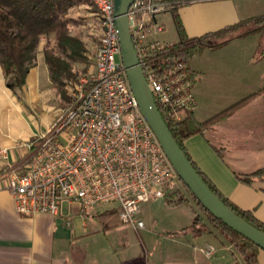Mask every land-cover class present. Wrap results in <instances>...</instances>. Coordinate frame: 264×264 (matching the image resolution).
<instances>
[{"label":"built area","instance_id":"built-area-1","mask_svg":"<svg viewBox=\"0 0 264 264\" xmlns=\"http://www.w3.org/2000/svg\"><path fill=\"white\" fill-rule=\"evenodd\" d=\"M89 22L99 32L93 53L96 73L82 74L67 85L69 100L37 140L22 174H13L8 189L16 210L57 215L62 200L77 201L85 222L96 218L98 205L119 209V219L134 230L145 228L141 203L164 199L180 180L143 115L121 59L113 0H91ZM168 3L135 0L128 10L133 40L149 85L161 110L172 121L194 110L193 76L181 63L158 70L148 49L165 41L150 38L165 30L159 16ZM210 257L217 247L202 249Z\"/></svg>","mask_w":264,"mask_h":264},{"label":"crops","instance_id":"crops-1","mask_svg":"<svg viewBox=\"0 0 264 264\" xmlns=\"http://www.w3.org/2000/svg\"><path fill=\"white\" fill-rule=\"evenodd\" d=\"M243 1L198 0L181 6L179 14L187 36L200 37L256 17L257 14H252L255 12ZM82 22L85 20L82 19ZM150 38L172 41L160 38L159 35H152ZM43 46L42 42L41 49ZM192 69L197 73V86L194 89L197 105L194 114L198 120H205L246 97L234 96L235 100L223 106L203 110L206 95L202 89L204 72L200 68ZM55 95L42 52L38 54L21 90L16 91L8 86L0 64V264H148L147 261L118 259L117 249L113 245L110 247L112 250L84 247L83 244L87 240L91 241L98 230H104L105 226L101 223L102 227L97 218L92 222H85L77 201L62 200L57 215L24 214L16 210L14 196L8 189L9 180L13 174L24 173L34 151L27 144L34 142L35 146L38 137L55 120L59 109ZM262 100L264 102V94L221 119L204 134L189 137L185 141V147L196 165L224 196L243 209L253 210L255 216L264 222V178H255L251 184L243 182L215 150V146H224L236 154V158L239 154L244 157V160L241 158L234 162L238 169L253 170L263 163L264 132L259 125L261 116L245 114L249 106ZM251 102L257 103L250 105ZM112 207L114 206L109 204L98 205L97 212ZM140 215L142 217V213ZM183 232H191L197 237L207 231L195 232L190 225ZM173 235L176 234H170ZM207 244L211 243L206 242ZM201 249L199 251L204 254ZM215 255L216 252L210 257L205 256L211 259ZM258 257L260 264H264L263 249L259 251ZM193 263L234 264L233 261L219 258L207 262L196 253L168 264ZM238 264H245L242 258L238 260Z\"/></svg>","mask_w":264,"mask_h":264},{"label":"trees","instance_id":"trees-1","mask_svg":"<svg viewBox=\"0 0 264 264\" xmlns=\"http://www.w3.org/2000/svg\"><path fill=\"white\" fill-rule=\"evenodd\" d=\"M162 1L168 3L166 12L172 14L178 40L165 41L162 48L148 49L149 54L154 58L152 65L162 70L170 64L181 62L189 70L194 81H196L197 73L188 65V62L196 50L207 46L216 47L235 37L245 36L257 29H264V15H262L200 37H188L179 8L198 0ZM82 3L91 4V0H0V64L10 88L17 91L24 87L31 67L35 65L38 54L42 52L56 94L63 101L69 99L67 81L78 75L75 64L86 60V44L80 34L72 31V26L78 23V19L72 15L71 10ZM44 40L45 43L41 49L40 45ZM263 55L264 51L259 52L257 59H261ZM263 94L264 87H261L251 95L238 100L205 120H198L194 110L189 111L179 121H172L164 112L162 113L173 136L210 188L236 213L262 231H264V222L255 216L253 210L239 207L220 192L191 158L185 147V141L195 134H204L221 119L227 118L235 110ZM215 150L243 182L251 184L255 178H264V161L253 170H242L234 165L236 160H241V158L244 160L240 154L236 158V154L231 153L224 146H215ZM182 183L190 197L180 198L177 203L190 202L191 198L200 210H195L196 217L191 225L193 230L195 232L207 231L231 246V251L235 255L234 264H238L237 255L243 259L245 264H260L258 255L262 248L212 214L189 187L183 181ZM168 196L171 194L169 193ZM118 214L119 209L112 207L106 211L97 212L96 218L107 227L114 221L121 222Z\"/></svg>","mask_w":264,"mask_h":264},{"label":"rangeland","instance_id":"rangeland-1","mask_svg":"<svg viewBox=\"0 0 264 264\" xmlns=\"http://www.w3.org/2000/svg\"><path fill=\"white\" fill-rule=\"evenodd\" d=\"M243 3L248 4L252 12H255L252 14L264 15V0H244ZM71 13L78 19V23L73 24L72 31L80 34L86 44V60L75 64L78 75L71 79L73 81L91 69L92 73H96L97 67L94 64L93 53L100 36L98 30H94L89 23L94 13V7L91 4L82 3L75 6ZM160 18V21L165 24V30L158 34L159 37L177 40L178 35L171 12L163 13ZM82 19L85 22H82ZM42 42L44 44L45 40ZM261 51H264V29L235 37L216 47H202L193 53L188 65L192 68H200L204 72L205 82L202 84V89L206 95L203 110L209 111L223 106L235 100L234 96H249L264 87V55L261 59H257ZM71 80L67 81V85ZM195 86H197L196 83L193 91ZM55 96L59 103L57 117L69 99L63 101L57 94ZM251 103L250 105H253L257 102ZM249 107L245 114L261 116L259 125L264 132L263 100ZM176 182L167 191L166 198L141 203L144 229L138 232L126 223L114 221L112 225L104 227V230H98V234L92 237L91 241L87 240L83 244L84 247H104L106 250H112L110 247L113 245L117 249L118 259L147 261L148 264H168L175 259L189 257L194 253L207 262L213 258L234 262L235 255L231 251L232 247L217 236L202 232L200 236L195 237L191 232H183L194 222L195 210H200L191 198L190 202L177 203L178 199L190 196L182 181L176 180ZM169 193L173 198H167ZM99 223L103 222L99 221ZM170 234L176 235L170 236ZM206 242L217 247L216 255L211 259L199 251ZM237 257L238 260L241 259L239 255Z\"/></svg>","mask_w":264,"mask_h":264},{"label":"water","instance_id":"water-1","mask_svg":"<svg viewBox=\"0 0 264 264\" xmlns=\"http://www.w3.org/2000/svg\"><path fill=\"white\" fill-rule=\"evenodd\" d=\"M113 1L115 24L121 45V59L126 69L130 87L143 115L177 171L179 178L212 214L264 250V231L236 213L210 188L167 125L140 62L130 29L131 21L128 17V10L135 0Z\"/></svg>","mask_w":264,"mask_h":264}]
</instances>
